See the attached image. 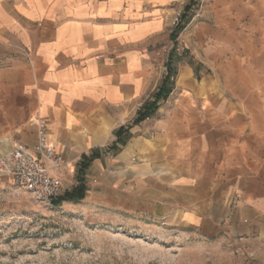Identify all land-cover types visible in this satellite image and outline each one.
Here are the masks:
<instances>
[{
    "label": "crops",
    "instance_id": "0c3cea01",
    "mask_svg": "<svg viewBox=\"0 0 264 264\" xmlns=\"http://www.w3.org/2000/svg\"><path fill=\"white\" fill-rule=\"evenodd\" d=\"M190 1L0 0V158L34 148L45 122L66 187L100 152L83 176L90 211L239 236L264 259V0H199L172 93L134 125Z\"/></svg>",
    "mask_w": 264,
    "mask_h": 264
},
{
    "label": "rangeland",
    "instance_id": "374dc122",
    "mask_svg": "<svg viewBox=\"0 0 264 264\" xmlns=\"http://www.w3.org/2000/svg\"><path fill=\"white\" fill-rule=\"evenodd\" d=\"M202 8L195 0L190 22ZM0 264H264V259L239 236L209 237L92 212L81 203L48 206L0 174Z\"/></svg>",
    "mask_w": 264,
    "mask_h": 264
},
{
    "label": "built area",
    "instance_id": "2783aa9c",
    "mask_svg": "<svg viewBox=\"0 0 264 264\" xmlns=\"http://www.w3.org/2000/svg\"><path fill=\"white\" fill-rule=\"evenodd\" d=\"M183 13L174 17V30L182 24ZM180 51L178 41L172 42L171 47L165 50L167 61L173 52ZM171 81L174 82V77ZM38 129V142L34 148L18 144L10 153L0 158V174L9 178L17 188L31 194L38 202L52 206L55 201L71 192L75 185L66 187L62 180L51 174L52 170L62 168L65 161L63 156L48 144L46 123L41 122ZM107 157L113 159L114 155L108 153Z\"/></svg>",
    "mask_w": 264,
    "mask_h": 264
},
{
    "label": "trees",
    "instance_id": "16d2710c",
    "mask_svg": "<svg viewBox=\"0 0 264 264\" xmlns=\"http://www.w3.org/2000/svg\"><path fill=\"white\" fill-rule=\"evenodd\" d=\"M194 3H195V0H191L189 4L185 7L183 11L184 13L182 16V24L177 29H175L172 34L173 42L177 40L179 35L185 30V28L190 23V16H191L190 12H191V7ZM185 58H187L186 54L178 56L176 52H173L170 55L167 61L168 75L165 77L159 90L152 96V98L139 111L134 121V125H137L145 121L146 119L152 117L158 109V104L161 101L166 100L170 96L173 90V82L171 81V78L175 75L174 65L175 63L183 61ZM188 63L190 64V66L194 67L195 71H197V68L199 67V65L195 62V60H193L192 58H188ZM126 130H127L126 128H121L120 130H118V132L116 133V138H117L116 142L110 148H108L106 152L108 153L112 152L115 154L118 153V151L120 150L119 145L125 144L123 140V136ZM99 157H100V152L97 151V152H94L90 157L83 158L79 166V169H78V178H79L80 184L74 189H72L71 192L66 193L60 201L55 202L54 204L56 206H61L63 202L77 204V203H81L85 199L87 188L83 182V176L86 174V172L90 168L91 163Z\"/></svg>",
    "mask_w": 264,
    "mask_h": 264
}]
</instances>
